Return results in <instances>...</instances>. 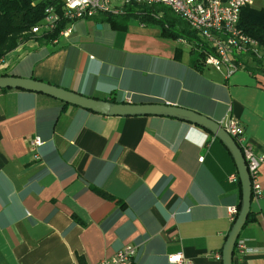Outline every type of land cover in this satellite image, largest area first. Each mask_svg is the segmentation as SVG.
I'll list each match as a JSON object with an SVG mask.
<instances>
[{"label": "crops", "instance_id": "1", "mask_svg": "<svg viewBox=\"0 0 264 264\" xmlns=\"http://www.w3.org/2000/svg\"><path fill=\"white\" fill-rule=\"evenodd\" d=\"M251 6V5H250ZM99 25V27H98ZM52 41L8 52L0 74L129 103H167L219 122L236 119L264 154V75L226 77L182 39L135 18L125 29L78 19ZM38 136L42 144L31 148ZM38 154V158L34 155ZM235 163L213 134L166 116H116L19 88L0 89V264H96L125 244L132 264H222L240 203ZM255 220L240 234L247 251L233 264H264V162Z\"/></svg>", "mask_w": 264, "mask_h": 264}, {"label": "built area", "instance_id": "2", "mask_svg": "<svg viewBox=\"0 0 264 264\" xmlns=\"http://www.w3.org/2000/svg\"><path fill=\"white\" fill-rule=\"evenodd\" d=\"M252 0H59L57 4L45 7L40 23L32 29L35 34H49L53 32L59 22L65 19L66 25L59 32L68 35L72 30V23L78 19L94 18L98 15H119L138 4H161L169 7L176 15L180 16L195 32L198 43L211 50L204 51L202 62L216 70H223L228 77L232 73L244 69L238 56L253 52L258 58L264 60V49L247 36L239 27L240 11L243 6L250 5ZM182 41L190 48H198L197 42ZM221 127L233 138L240 148L251 180L253 198L262 196L259 168L264 162V154H257L243 133L239 122L231 116H225L218 122ZM42 144L40 137L35 136L29 140L31 148ZM38 158V154L34 155ZM229 182H237L238 174L228 175ZM230 219L234 222L238 209L231 206L228 209ZM235 250L242 255L248 249L246 240L238 238ZM136 255V246L128 243L118 249L112 256L99 260L96 264H132ZM217 259H221V252H215ZM178 257V258H177ZM176 258V259H174ZM172 264H192L181 252L170 254L167 257Z\"/></svg>", "mask_w": 264, "mask_h": 264}, {"label": "trees", "instance_id": "3", "mask_svg": "<svg viewBox=\"0 0 264 264\" xmlns=\"http://www.w3.org/2000/svg\"><path fill=\"white\" fill-rule=\"evenodd\" d=\"M57 3H59V0H0V62L8 52L29 39L37 42H50L58 37L59 32L66 25L67 21L65 19H62L57 28L49 34L37 36L32 32V29L42 20L45 7ZM131 18H135L145 25H158L161 29L160 35L162 37L186 39L189 42L198 41L195 32L190 29L182 18L176 15L169 7L161 4L150 6L138 4L119 15L103 14V19L115 29H125L128 20ZM238 25L247 36L257 43L259 48L264 49V7L243 6L240 11ZM198 48L200 49L191 48V52L201 59L204 56V51H211L199 43ZM238 60L243 63L244 69L251 74L259 73L264 75V60L258 58L253 52L238 56ZM103 100L114 102L112 97ZM63 103L64 106L68 104L64 101ZM237 183L240 188L241 199L239 178ZM251 198L253 199V193ZM239 206L240 203L237 205V209H239ZM254 220L255 213L250 208L245 225Z\"/></svg>", "mask_w": 264, "mask_h": 264}, {"label": "water", "instance_id": "4", "mask_svg": "<svg viewBox=\"0 0 264 264\" xmlns=\"http://www.w3.org/2000/svg\"><path fill=\"white\" fill-rule=\"evenodd\" d=\"M3 88H19L44 93L58 98L68 104L80 106L87 110L106 115H155L173 117L200 126L213 134L223 143L230 153L235 163L236 172L241 185L240 206L236 218L226 236L221 251L222 264H233L235 244L241 234L243 227L245 226L246 219L251 208V180L240 148L217 121L192 109L183 108L172 104L160 102H110L107 100L86 96L79 92H75L55 84H50L48 82H43L33 78L20 77L17 75H0V89Z\"/></svg>", "mask_w": 264, "mask_h": 264}, {"label": "rangeland", "instance_id": "5", "mask_svg": "<svg viewBox=\"0 0 264 264\" xmlns=\"http://www.w3.org/2000/svg\"><path fill=\"white\" fill-rule=\"evenodd\" d=\"M252 7L254 8H260V7H264V0H252L251 4ZM37 36H39V34H36ZM29 40H33V39H29ZM28 40V41H29Z\"/></svg>", "mask_w": 264, "mask_h": 264}, {"label": "clouds", "instance_id": "6", "mask_svg": "<svg viewBox=\"0 0 264 264\" xmlns=\"http://www.w3.org/2000/svg\"><path fill=\"white\" fill-rule=\"evenodd\" d=\"M75 2H76V3H79V2H80V0H75ZM85 2H86V0H85ZM177 258H178V257H177Z\"/></svg>", "mask_w": 264, "mask_h": 264}, {"label": "snow or ice", "instance_id": "7", "mask_svg": "<svg viewBox=\"0 0 264 264\" xmlns=\"http://www.w3.org/2000/svg\"><path fill=\"white\" fill-rule=\"evenodd\" d=\"M174 259H176V258H174Z\"/></svg>", "mask_w": 264, "mask_h": 264}]
</instances>
